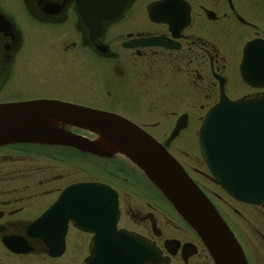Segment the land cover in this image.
<instances>
[{"label":"flooded vegetation","instance_id":"af4514ba","mask_svg":"<svg viewBox=\"0 0 264 264\" xmlns=\"http://www.w3.org/2000/svg\"><path fill=\"white\" fill-rule=\"evenodd\" d=\"M36 51H44L46 60L54 64L72 58L80 66H106L111 87L122 84L127 99H137L145 104V109L158 115H177L169 139L161 142L144 126L113 110L59 98L0 100V106L58 101L118 115L146 131L173 157L170 149L187 135L192 115L203 114L196 135L190 134L187 142L197 136L201 161L216 186L201 155L202 125L222 102H264V0H0V95L8 87L14 67L30 74ZM179 125L183 128L172 138ZM66 131L95 139L81 130ZM30 147L47 148L30 144L0 147V264H86L93 256L95 234L76 227L72 221L67 224L65 251L60 257H52L43 240L30 236V227L60 195L80 183L103 184L117 192L118 231L148 243L160 257L159 262L151 264H172L174 260L177 264H199L198 248L180 239H164L152 212L133 214L138 230L122 227L126 203L123 193L111 182L69 184L57 191L55 200L39 215L30 219V186L12 187L21 179H30ZM59 149L91 160L113 164L115 160L121 161L136 173L131 178L133 184L149 185L156 193L159 191L122 156L100 159L74 149ZM19 166L27 168L21 171ZM121 178L122 183L130 180L125 174ZM218 187L241 206L264 209V205L238 202Z\"/></svg>","mask_w":264,"mask_h":264},{"label":"water","instance_id":"95a60500","mask_svg":"<svg viewBox=\"0 0 264 264\" xmlns=\"http://www.w3.org/2000/svg\"><path fill=\"white\" fill-rule=\"evenodd\" d=\"M250 82V81H249ZM94 135L90 140L66 131ZM183 127L178 126L172 138ZM30 144L66 147L100 159L116 156L136 166L162 193L199 238L213 264H249L234 233L183 167L153 137L114 114L58 101L0 106V147ZM200 149L214 182L238 202L264 205V102H222L200 131ZM117 193L84 183L66 189L34 225L30 236L43 240L52 257L65 251L67 224L96 235L87 264H151L154 249L117 231Z\"/></svg>","mask_w":264,"mask_h":264},{"label":"rangeland","instance_id":"374dc122","mask_svg":"<svg viewBox=\"0 0 264 264\" xmlns=\"http://www.w3.org/2000/svg\"><path fill=\"white\" fill-rule=\"evenodd\" d=\"M44 51L35 52L37 56L35 55L36 59L30 64V76L20 67L13 68L10 83L1 93L0 100L59 98L104 110H113L144 126L148 133L161 142L166 138L169 139L177 115H158L149 112V108L145 109V104H140L137 99H127L122 84L116 85L115 88L111 87L112 80L106 66H80L70 60L72 58H66L61 62L62 64H54L46 60ZM21 85L24 90L19 89ZM203 117V114L192 115L187 135L173 144L170 152L184 166L190 178L205 193L230 226L242 246L249 264H264V209L241 206L228 198L212 182L201 161L196 142L197 136L193 141L187 142L190 134L196 135ZM26 168L27 166H19L17 169L23 171ZM15 169L13 167V170ZM120 174L129 177L130 180L127 181L129 185L126 184L127 182L122 183L123 178ZM135 175L133 169L131 170L118 160H115L113 164V162L77 156L72 152H64L58 148L30 147V179H21L12 187L22 189L30 186V196L33 199L30 200V219H33L45 209L48 203L55 200L57 191L69 184L93 181L111 182L113 187L123 193L126 203L122 227L138 230L136 226L138 224L136 221L134 222L133 214L142 216V214L152 212L156 215L164 233V239H180L195 245L201 256L198 263L213 264L202 243L173 212L172 207L164 197L162 198L159 191L156 193L149 185L131 182V178H135ZM114 176L119 178L115 179ZM123 186L126 189H123ZM63 264H70V262ZM172 264L177 263L174 260Z\"/></svg>","mask_w":264,"mask_h":264}]
</instances>
